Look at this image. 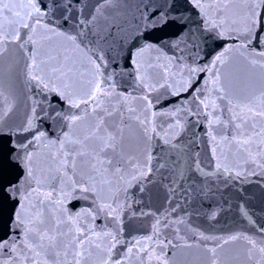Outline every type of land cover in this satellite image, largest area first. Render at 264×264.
Wrapping results in <instances>:
<instances>
[{"label": "snow or ice", "instance_id": "obj_1", "mask_svg": "<svg viewBox=\"0 0 264 264\" xmlns=\"http://www.w3.org/2000/svg\"><path fill=\"white\" fill-rule=\"evenodd\" d=\"M252 188L264 0H0V264H264Z\"/></svg>", "mask_w": 264, "mask_h": 264}]
</instances>
